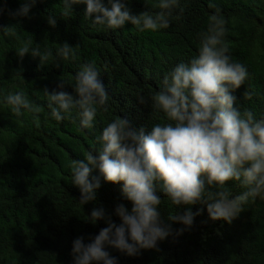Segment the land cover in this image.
<instances>
[{"label":"trees","instance_id":"obj_1","mask_svg":"<svg viewBox=\"0 0 264 264\" xmlns=\"http://www.w3.org/2000/svg\"><path fill=\"white\" fill-rule=\"evenodd\" d=\"M167 29L140 32L131 24L119 29L94 25L85 18V5H73L71 17L62 16V0H38L29 17H16L22 0H0V264H73L72 243L77 237H95L107 225L87 222L93 208L101 207L116 224L115 207L131 203L122 194V184L100 177L101 187L94 202L79 203L80 191L72 184L70 165L100 147L97 138L117 116L127 119L137 131L150 133L153 124L165 123L162 112H154L151 96L165 76L179 63H188L198 53L199 34L206 30L208 17L219 14L226 21L225 41L230 55L248 72L245 83L233 95L243 111L252 110L264 119V0H179ZM107 3V0H105ZM158 0H128L134 14L157 12ZM213 3L215 8H209ZM55 15L57 24L47 18ZM31 42L20 57L22 42ZM76 47L65 58L60 47ZM47 59L41 62V57ZM84 64H92L109 94L108 111L98 107L93 128H82L78 109L57 121L47 107L42 91L59 90L73 94L74 76ZM251 99L243 97L245 90ZM23 91L35 114L15 116L4 102L9 93ZM144 97L141 103L137 98ZM92 176H99L93 171ZM91 178V177H90ZM161 220L185 209L172 205L157 182ZM228 190L237 195L246 189L230 181ZM216 189H212L215 191ZM190 229L158 241L157 249L141 250L128 256L106 248L117 264H264V196L250 198L229 224L212 221L203 203L192 206Z\"/></svg>","mask_w":264,"mask_h":264},{"label":"clouds","instance_id":"obj_2","mask_svg":"<svg viewBox=\"0 0 264 264\" xmlns=\"http://www.w3.org/2000/svg\"><path fill=\"white\" fill-rule=\"evenodd\" d=\"M37 2L22 0L14 15L29 17ZM62 4V16L71 17L72 6L82 4L86 6L85 18L94 25L119 29L131 24L140 32L167 29L174 10L180 7L179 0H158L155 8L159 11L134 14L128 0H62ZM209 8L215 5L209 3ZM47 22L54 28L56 16L49 15ZM14 30L15 26H10L0 31ZM226 31V21L217 9L208 17L206 30L199 34L197 55L188 63L177 64L151 96L152 110L162 112L167 122L153 124L145 134L117 116L97 138L100 147L72 161V184L80 191L82 206L96 200L100 177L107 183L122 184V194L132 205L130 211L122 203L115 207L119 225L103 206L93 208L87 222L95 225L103 220L107 226L89 237L88 243L82 236L73 241V264H117L106 248L130 257L141 250L157 249L158 241L174 234L172 224L184 226L175 230L177 236L191 228L199 215L192 211L197 203L206 205L212 221L230 224L250 198L264 196V119H256L252 110L241 111L237 106L233 93L245 83L248 72L230 55ZM30 43H21V58L29 52ZM77 47L64 43L60 52L67 58ZM45 59L47 56L41 57V62ZM74 80V95L63 90V81L59 90L44 89L47 107L57 121L78 109L80 126L93 128L98 107L108 111V91L92 64L82 65ZM243 97L251 99V93L246 89ZM3 99L15 116L32 113L39 126L35 114L42 109L23 91L9 93ZM137 99L145 102L142 96ZM93 171L99 176H92ZM230 181H239L246 190L233 195L226 187ZM157 182L172 205L185 209L172 215L169 224L161 220Z\"/></svg>","mask_w":264,"mask_h":264}]
</instances>
